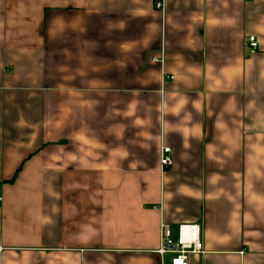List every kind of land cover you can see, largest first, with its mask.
Wrapping results in <instances>:
<instances>
[{"label": "crops", "instance_id": "1", "mask_svg": "<svg viewBox=\"0 0 264 264\" xmlns=\"http://www.w3.org/2000/svg\"><path fill=\"white\" fill-rule=\"evenodd\" d=\"M0 196V264H264V0H0Z\"/></svg>", "mask_w": 264, "mask_h": 264}, {"label": "built area", "instance_id": "2", "mask_svg": "<svg viewBox=\"0 0 264 264\" xmlns=\"http://www.w3.org/2000/svg\"><path fill=\"white\" fill-rule=\"evenodd\" d=\"M155 7L157 9L162 8V3L157 2ZM246 48L249 54H253L257 48L258 43L254 36H249L246 40ZM152 61L159 62L158 58H152ZM172 164L171 150L168 147H163L160 156V166L162 169L170 167ZM0 202L2 197L0 196ZM161 247L159 249L160 254H164L169 251L170 247L175 245L176 249L172 252L174 257L169 264H187L188 258L192 254H199L202 252L201 244L199 240V226L193 224H182L178 228L177 241L170 240L169 228L166 224L162 223L161 226ZM172 250V249H171Z\"/></svg>", "mask_w": 264, "mask_h": 264}, {"label": "water", "instance_id": "3", "mask_svg": "<svg viewBox=\"0 0 264 264\" xmlns=\"http://www.w3.org/2000/svg\"><path fill=\"white\" fill-rule=\"evenodd\" d=\"M170 249H173L174 250V249H176V246L173 245V246L170 247Z\"/></svg>", "mask_w": 264, "mask_h": 264}]
</instances>
